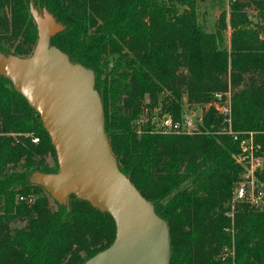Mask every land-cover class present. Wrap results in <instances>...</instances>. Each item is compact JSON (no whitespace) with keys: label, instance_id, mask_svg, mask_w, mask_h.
I'll return each instance as SVG.
<instances>
[{"label":"trees","instance_id":"trees-1","mask_svg":"<svg viewBox=\"0 0 264 264\" xmlns=\"http://www.w3.org/2000/svg\"><path fill=\"white\" fill-rule=\"evenodd\" d=\"M32 2L65 25L51 43L95 71L120 169L168 222L170 264H264V203L233 200L240 146L220 132L227 123L213 103L231 93L233 129L253 131L264 155V0H229L213 30L200 0H0L1 51L32 53ZM211 101L193 133L156 129ZM49 152L57 158L40 115L0 74V264H83L116 237L110 213L74 194L61 204L31 182L36 170H58ZM257 174L264 181V168Z\"/></svg>","mask_w":264,"mask_h":264},{"label":"water","instance_id":"water-1","mask_svg":"<svg viewBox=\"0 0 264 264\" xmlns=\"http://www.w3.org/2000/svg\"><path fill=\"white\" fill-rule=\"evenodd\" d=\"M30 11L38 30L36 45L27 56L0 50V74L38 112L56 149L58 170H36L31 182L61 204L74 194L114 218L113 243L83 264H170L168 222L120 169L95 71L51 43L63 23L33 2Z\"/></svg>","mask_w":264,"mask_h":264},{"label":"built area","instance_id":"built-area-1","mask_svg":"<svg viewBox=\"0 0 264 264\" xmlns=\"http://www.w3.org/2000/svg\"><path fill=\"white\" fill-rule=\"evenodd\" d=\"M215 108L224 115L222 133L231 134L239 142L240 150L236 155L237 161L244 167V175L234 191V201L247 200L253 204L264 203V181L258 177V172L264 168V155H257L256 151L261 147L255 142L253 131H235L232 127L231 116V93H217L213 101ZM157 130L163 133H193L198 129L190 119L188 113H184L181 120H175L167 114L157 120ZM39 141L38 137L33 138ZM234 207V205H233Z\"/></svg>","mask_w":264,"mask_h":264},{"label":"rangeland","instance_id":"rangeland-1","mask_svg":"<svg viewBox=\"0 0 264 264\" xmlns=\"http://www.w3.org/2000/svg\"><path fill=\"white\" fill-rule=\"evenodd\" d=\"M228 2L229 0H200L199 2L200 19L204 23L205 27H207L209 30H213L215 27L217 18L219 17L223 9L226 10L227 17L229 18L230 9H229ZM227 22H228V27L225 30V38H226L227 45L230 46L232 29L229 24V19L227 20ZM211 103L212 101L208 103H204V104H191V105L186 104L183 109V114L188 113L194 125L198 127L205 112L212 106ZM154 110H155L154 112L158 113L159 107L155 108ZM146 111H147V108H145V111L140 115V119L137 121V123H141L142 125L143 123L147 122V112ZM46 157H47L48 162L51 165L57 164L56 155L54 156L52 152H49ZM23 224L24 222H16V223H13V226L16 227V226H21Z\"/></svg>","mask_w":264,"mask_h":264}]
</instances>
